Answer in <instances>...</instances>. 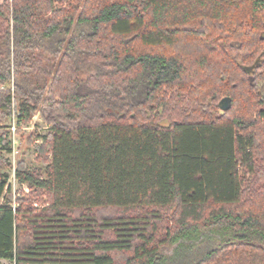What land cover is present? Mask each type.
<instances>
[{
	"label": "trees",
	"instance_id": "16d2710c",
	"mask_svg": "<svg viewBox=\"0 0 264 264\" xmlns=\"http://www.w3.org/2000/svg\"><path fill=\"white\" fill-rule=\"evenodd\" d=\"M0 260L264 264V0H0Z\"/></svg>",
	"mask_w": 264,
	"mask_h": 264
},
{
	"label": "rangeland",
	"instance_id": "374dc122",
	"mask_svg": "<svg viewBox=\"0 0 264 264\" xmlns=\"http://www.w3.org/2000/svg\"><path fill=\"white\" fill-rule=\"evenodd\" d=\"M47 128L45 127V124L40 118V115L36 113L28 122L22 123L19 127V131L17 132V135L14 136V140H18L17 145V152L18 154L14 158V165L11 164V168L6 170L5 173L8 177V184L12 190L13 195L16 191L22 190L26 193V185L19 186L16 182L15 177V170L17 168L18 162H25L28 164L29 167H39L40 164L38 162H35V153H34V145L40 144L41 139L37 137L35 138V134H38L39 136H43L46 133ZM12 137V136H11ZM5 157H9L7 154H2ZM167 251V250H166ZM170 251H167V254H169ZM0 264H12L8 261L0 260Z\"/></svg>",
	"mask_w": 264,
	"mask_h": 264
},
{
	"label": "built area",
	"instance_id": "2783aa9c",
	"mask_svg": "<svg viewBox=\"0 0 264 264\" xmlns=\"http://www.w3.org/2000/svg\"><path fill=\"white\" fill-rule=\"evenodd\" d=\"M9 126L10 127L7 130L10 131L12 137H10V140H11V146H10L11 147V152H10V154L8 156L11 157V159H10L11 163H12V165H14V158L18 154V152H17V150H18V148H17L18 140H14V136L17 135V132H16L17 128H16V123H15V118H13V120L11 121ZM13 180H14V177H13ZM25 191L27 192L26 189H25Z\"/></svg>",
	"mask_w": 264,
	"mask_h": 264
},
{
	"label": "water",
	"instance_id": "95a60500",
	"mask_svg": "<svg viewBox=\"0 0 264 264\" xmlns=\"http://www.w3.org/2000/svg\"><path fill=\"white\" fill-rule=\"evenodd\" d=\"M230 105V100L228 98H223L220 102H219V107L222 111L227 110L229 108Z\"/></svg>",
	"mask_w": 264,
	"mask_h": 264
}]
</instances>
